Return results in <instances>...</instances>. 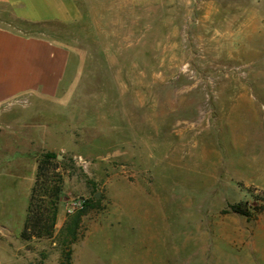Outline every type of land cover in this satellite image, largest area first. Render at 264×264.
Instances as JSON below:
<instances>
[{
    "label": "rangeland",
    "instance_id": "374dc122",
    "mask_svg": "<svg viewBox=\"0 0 264 264\" xmlns=\"http://www.w3.org/2000/svg\"><path fill=\"white\" fill-rule=\"evenodd\" d=\"M73 1L68 22L0 1L69 50L55 95L0 104V264H264V0ZM45 152L55 227L22 239Z\"/></svg>",
    "mask_w": 264,
    "mask_h": 264
},
{
    "label": "crops",
    "instance_id": "0c3cea01",
    "mask_svg": "<svg viewBox=\"0 0 264 264\" xmlns=\"http://www.w3.org/2000/svg\"><path fill=\"white\" fill-rule=\"evenodd\" d=\"M18 19L29 22L78 16L73 0H0ZM69 61L68 47L45 35L0 25V104L27 93L50 97L60 90Z\"/></svg>",
    "mask_w": 264,
    "mask_h": 264
},
{
    "label": "trees",
    "instance_id": "16d2710c",
    "mask_svg": "<svg viewBox=\"0 0 264 264\" xmlns=\"http://www.w3.org/2000/svg\"><path fill=\"white\" fill-rule=\"evenodd\" d=\"M59 164L52 152H45L37 160L33 185L29 191L27 211L19 236L22 239L44 238L51 236L58 212V202L62 191V177ZM229 210L238 214L251 216L253 211L245 204L231 203ZM257 211H264V206ZM81 211L76 213L69 225V234L74 236ZM63 264H69V252L65 253Z\"/></svg>",
    "mask_w": 264,
    "mask_h": 264
},
{
    "label": "water",
    "instance_id": "95a60500",
    "mask_svg": "<svg viewBox=\"0 0 264 264\" xmlns=\"http://www.w3.org/2000/svg\"><path fill=\"white\" fill-rule=\"evenodd\" d=\"M95 196L98 197V193H95Z\"/></svg>",
    "mask_w": 264,
    "mask_h": 264
}]
</instances>
